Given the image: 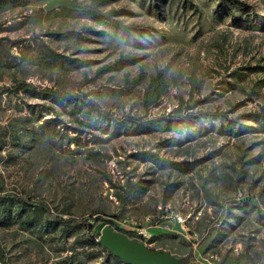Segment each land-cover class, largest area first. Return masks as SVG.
<instances>
[{
    "label": "rangeland",
    "instance_id": "obj_1",
    "mask_svg": "<svg viewBox=\"0 0 264 264\" xmlns=\"http://www.w3.org/2000/svg\"><path fill=\"white\" fill-rule=\"evenodd\" d=\"M6 195L0 264H264V0H0Z\"/></svg>",
    "mask_w": 264,
    "mask_h": 264
},
{
    "label": "water",
    "instance_id": "obj_2",
    "mask_svg": "<svg viewBox=\"0 0 264 264\" xmlns=\"http://www.w3.org/2000/svg\"><path fill=\"white\" fill-rule=\"evenodd\" d=\"M113 256L128 264H182L181 258L161 249H152L104 225L97 240Z\"/></svg>",
    "mask_w": 264,
    "mask_h": 264
},
{
    "label": "trees",
    "instance_id": "obj_3",
    "mask_svg": "<svg viewBox=\"0 0 264 264\" xmlns=\"http://www.w3.org/2000/svg\"><path fill=\"white\" fill-rule=\"evenodd\" d=\"M27 84L24 83V82H20L17 84L16 86V89H22L24 91L28 90L27 89ZM60 100V98L58 99ZM14 202H17L20 204V206L22 208H24V211H31L34 213V215H36V212L39 210V209H43L46 211V213L49 212V209L48 207H46L45 204L39 202V201H33V200H30V199H27V198H23V197H14V196H11V195H6L5 197H1L0 198V207L2 208H5V207H8V206H11L12 203ZM19 207V206H17ZM50 218V217H49ZM51 220H56L60 223H63L65 225H67V221L63 220L62 218H58V219H54V218H50ZM86 224V223H85ZM99 246H101L102 250L103 251H106L108 254L112 255L110 252L107 251V249L105 247H103L99 242L97 243ZM113 256V255H112ZM114 258H117V259H120L118 257H115L113 256ZM121 260V259H120ZM181 262L182 264H200V263H196V262H189V260L187 258H181Z\"/></svg>",
    "mask_w": 264,
    "mask_h": 264
},
{
    "label": "built area",
    "instance_id": "obj_4",
    "mask_svg": "<svg viewBox=\"0 0 264 264\" xmlns=\"http://www.w3.org/2000/svg\"><path fill=\"white\" fill-rule=\"evenodd\" d=\"M176 217H177V219H178L179 221H181V220H182V218H181V216H180V215H177ZM142 234H143V233H142Z\"/></svg>",
    "mask_w": 264,
    "mask_h": 264
}]
</instances>
